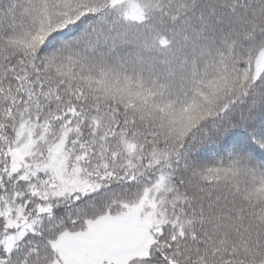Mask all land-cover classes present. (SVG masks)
Wrapping results in <instances>:
<instances>
[{
	"label": "snow or ice",
	"instance_id": "1",
	"mask_svg": "<svg viewBox=\"0 0 264 264\" xmlns=\"http://www.w3.org/2000/svg\"><path fill=\"white\" fill-rule=\"evenodd\" d=\"M0 264H264V0H0Z\"/></svg>",
	"mask_w": 264,
	"mask_h": 264
}]
</instances>
